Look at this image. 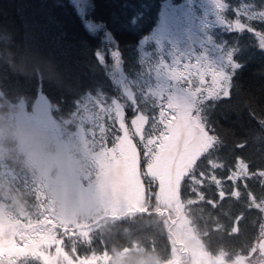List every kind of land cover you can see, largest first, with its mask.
I'll return each mask as SVG.
<instances>
[{
    "label": "trees",
    "instance_id": "trees-1",
    "mask_svg": "<svg viewBox=\"0 0 264 264\" xmlns=\"http://www.w3.org/2000/svg\"><path fill=\"white\" fill-rule=\"evenodd\" d=\"M90 1L91 18L101 23L115 42L121 71L128 79L138 77L143 71L139 43L154 29L164 0ZM252 23L264 32V24ZM219 31L216 42L232 48L240 67L231 76V98L214 99L208 107L209 126L214 127L222 141L216 155L226 166L236 157H243L252 170L262 169L264 50L256 48L250 33ZM97 47V38L85 28L69 0H0V85L9 92V97L3 99L11 105L23 100L30 106L39 88L52 101L67 99L68 104L81 94L112 97L113 84L106 67L97 59ZM136 100L146 107L145 111L152 110L148 102L139 100V95ZM58 120L66 119L58 116ZM13 154L4 163L20 169V163L12 159ZM249 186L258 200H264V189L257 179L250 180ZM10 187L15 191L12 184ZM178 187V201L207 252H223L227 260L251 253L262 210L250 205L246 193L239 201H227L222 209L214 211L206 202V198L215 199L214 188L206 187L204 196L199 193L193 196V190H189L182 198L180 184ZM30 197L25 198L33 202ZM238 215L243 219L237 230L233 218ZM86 243L87 248L81 247L84 253L91 250L97 254L137 246L146 258L140 264H163L173 253L166 220L154 211L104 222L97 235ZM149 258L156 262H147ZM14 264L44 263L37 257H25Z\"/></svg>",
    "mask_w": 264,
    "mask_h": 264
},
{
    "label": "rangeland",
    "instance_id": "rangeland-1",
    "mask_svg": "<svg viewBox=\"0 0 264 264\" xmlns=\"http://www.w3.org/2000/svg\"><path fill=\"white\" fill-rule=\"evenodd\" d=\"M69 1L85 28L98 40L97 54L102 58L99 61L106 67L113 84L114 95L110 98L103 95L107 100H124L127 106L128 96L136 99L139 95V100L148 102L154 111L153 101L158 98L153 93L161 87L165 95L176 91L174 84L157 72L162 62L171 65L179 59L203 58L214 69L229 74L226 56L233 50L224 43H217L219 37L216 36L218 30L230 31L216 18L212 0H164L154 29L139 43L143 71L133 79H128L121 71L119 54L118 57L114 55L118 50L113 39L101 23L91 18V1ZM244 4L245 0H228L230 8L242 10ZM251 35L256 48L263 51L258 37ZM41 93L39 88L36 96ZM86 96L96 99L102 95ZM35 112V100L30 106L23 100L14 105L4 99L0 101V264H14L25 257L40 258L44 264H140L146 258L137 246L111 254L84 253L81 247L87 248L86 242L97 235L98 227L104 222L147 211H154L166 220L173 253L163 264L264 262L259 258L264 253V233L256 234L254 249L244 258L227 260L223 252L211 254L205 250L185 208L178 201L180 176L175 178L173 186L155 197L151 194L146 197L142 189H129L124 184L120 185L121 196L95 194L92 185L97 173L96 147L76 136L69 126L71 121L44 124L34 118ZM130 117L131 112L126 113V119ZM25 132L42 134L55 146L51 160L57 177L64 181V200L70 211L57 207L46 180H38L21 164L20 169H12L4 163L18 143L7 138ZM11 184L15 191L11 190ZM17 194L23 195L19 208ZM26 195H30L33 202L25 198ZM147 262L153 261L149 258Z\"/></svg>",
    "mask_w": 264,
    "mask_h": 264
},
{
    "label": "snow or ice",
    "instance_id": "snow-or-ice-1",
    "mask_svg": "<svg viewBox=\"0 0 264 264\" xmlns=\"http://www.w3.org/2000/svg\"><path fill=\"white\" fill-rule=\"evenodd\" d=\"M212 3L216 18L227 30L256 35L264 49V32L252 23L264 24V0H245L242 10L230 8L228 0ZM114 55L118 57V53ZM97 59H102L99 54ZM226 62L229 74L214 69L203 58L179 59L171 65L162 62L157 72L172 82L176 91L165 95L161 87L153 93L158 98L153 101L154 111H145L132 96L126 98L125 106L124 100H107L103 96L93 99L84 94L68 104L67 99L52 101L41 93L35 99L34 118L47 124L58 123V116H62L71 121L69 126L76 136L96 147L97 173L92 185L95 194L121 196L119 189L124 184L129 189H142L146 197H155L180 176L182 198L189 190H193V196H204L206 187L215 189V199L206 198L214 211L222 209L227 201H239L246 193L250 205L262 210L261 222L256 225L259 235L264 233V200L256 198L249 181L257 179L264 189V168L252 170L243 157H236L226 166L216 155L221 138L207 118L214 99L231 98L230 74L240 65L231 52ZM0 92L4 94L0 101L9 97L2 85ZM128 112L131 117L126 119ZM242 219L241 215L233 218L237 230Z\"/></svg>",
    "mask_w": 264,
    "mask_h": 264
},
{
    "label": "clouds",
    "instance_id": "clouds-1",
    "mask_svg": "<svg viewBox=\"0 0 264 264\" xmlns=\"http://www.w3.org/2000/svg\"><path fill=\"white\" fill-rule=\"evenodd\" d=\"M10 142H18L17 148L12 156L16 163H20L32 172L38 180H46L49 193L61 210L70 211L64 200V181L56 175L55 165L51 157L55 152V146L46 141L42 134L16 133L8 138ZM22 201L16 198V206L19 208Z\"/></svg>",
    "mask_w": 264,
    "mask_h": 264
},
{
    "label": "flooded vegetation",
    "instance_id": "flooded-vegetation-1",
    "mask_svg": "<svg viewBox=\"0 0 264 264\" xmlns=\"http://www.w3.org/2000/svg\"><path fill=\"white\" fill-rule=\"evenodd\" d=\"M259 258H260L261 260H262V259H264V253L262 254V256H261V255H259ZM261 263H262V264H264V262H263V261H262ZM261 263H260V264H261Z\"/></svg>",
    "mask_w": 264,
    "mask_h": 264
}]
</instances>
